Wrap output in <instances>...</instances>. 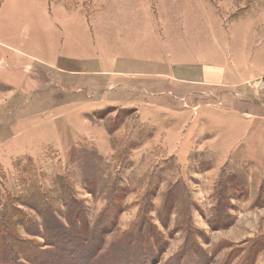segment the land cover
Masks as SVG:
<instances>
[{
    "label": "rangeland",
    "instance_id": "obj_1",
    "mask_svg": "<svg viewBox=\"0 0 264 264\" xmlns=\"http://www.w3.org/2000/svg\"><path fill=\"white\" fill-rule=\"evenodd\" d=\"M0 43V207L90 228L20 225L44 263L264 264V0H0Z\"/></svg>",
    "mask_w": 264,
    "mask_h": 264
},
{
    "label": "trees",
    "instance_id": "obj_2",
    "mask_svg": "<svg viewBox=\"0 0 264 264\" xmlns=\"http://www.w3.org/2000/svg\"><path fill=\"white\" fill-rule=\"evenodd\" d=\"M15 202L18 200L14 198L12 203ZM13 211L16 215L0 207V264H22V259L32 264H56V262L62 264L64 262L57 255L52 257L50 263H44L43 253L39 252L37 244L21 238L18 231L20 225L24 227L25 233L29 236L41 237L47 240L49 245L57 248H59L62 239H68L71 243H75L78 236L87 239L90 228L89 225H79V221H86V218L83 207L78 204L69 209L67 220L70 227L73 225L69 229L64 228L65 226L60 223L56 216V211L53 210L54 214L52 213V217L48 218L46 212L44 213L41 208H37L42 220L40 225L34 223L31 217H27L21 209L13 208ZM78 239L80 238L78 237ZM78 239L77 241H79ZM68 250L70 251L71 247Z\"/></svg>",
    "mask_w": 264,
    "mask_h": 264
},
{
    "label": "crops",
    "instance_id": "obj_3",
    "mask_svg": "<svg viewBox=\"0 0 264 264\" xmlns=\"http://www.w3.org/2000/svg\"><path fill=\"white\" fill-rule=\"evenodd\" d=\"M29 29H26V32H25V34H29ZM66 40V37H65V35L64 36H62L61 35V37L59 38V41H65ZM44 41H48L46 38H45V40ZM0 46H2L3 48H6L7 49V47L9 48V49H12L10 46H8V45H6V43H0ZM1 48V47H0ZM2 48V50H4ZM5 49V50H6ZM1 51V50H0ZM14 53H22L21 51H19V50H17V49H14ZM23 55H25V56H27V57H30L29 55H27L26 53H24ZM31 58V60H38L37 58H35L34 56H31L30 57ZM1 61H3V60H1ZM193 93H191L190 95H192ZM194 94H200V95H203V96H206L207 95V93L206 92H203V93H194ZM189 95V96H190Z\"/></svg>",
    "mask_w": 264,
    "mask_h": 264
}]
</instances>
